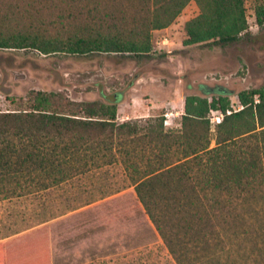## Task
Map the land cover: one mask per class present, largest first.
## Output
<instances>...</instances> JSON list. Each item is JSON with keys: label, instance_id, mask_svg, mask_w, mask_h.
Masks as SVG:
<instances>
[{"label": "trees", "instance_id": "16d2710c", "mask_svg": "<svg viewBox=\"0 0 264 264\" xmlns=\"http://www.w3.org/2000/svg\"><path fill=\"white\" fill-rule=\"evenodd\" d=\"M192 1L198 15L185 23L184 46L227 45L248 30L244 0H0V50L146 56L152 33ZM236 96L237 110L224 92L186 96L180 130L166 132L162 115L118 122L116 102L32 91L0 112V197L120 163L176 264H264V87Z\"/></svg>", "mask_w": 264, "mask_h": 264}, {"label": "rangeland", "instance_id": "374dc122", "mask_svg": "<svg viewBox=\"0 0 264 264\" xmlns=\"http://www.w3.org/2000/svg\"><path fill=\"white\" fill-rule=\"evenodd\" d=\"M244 5L248 30L227 45L184 46L188 20L167 42L152 33V51L140 57L0 50V112L21 108L32 91L54 92L74 102H116L118 122L162 115L165 131L176 132L188 95L224 92L237 110L238 92L264 87V24L256 23L264 0ZM219 119L211 113V123ZM103 171L39 194L0 197L5 264H176L122 165Z\"/></svg>", "mask_w": 264, "mask_h": 264}, {"label": "crops", "instance_id": "0c3cea01", "mask_svg": "<svg viewBox=\"0 0 264 264\" xmlns=\"http://www.w3.org/2000/svg\"><path fill=\"white\" fill-rule=\"evenodd\" d=\"M197 15H198V9H197L195 3L192 1L183 10L181 16H179L177 18V21H176L177 23L172 24L168 28L154 31L153 37H155V39H157L159 37H164L163 39H165V42H167L168 41L167 36H169V34H173L174 32H176V29L179 28L180 24H183L184 22L194 18ZM161 45H162V43H161Z\"/></svg>", "mask_w": 264, "mask_h": 264}, {"label": "built area", "instance_id": "2783aa9c", "mask_svg": "<svg viewBox=\"0 0 264 264\" xmlns=\"http://www.w3.org/2000/svg\"><path fill=\"white\" fill-rule=\"evenodd\" d=\"M220 121V119L217 121V123Z\"/></svg>", "mask_w": 264, "mask_h": 264}]
</instances>
